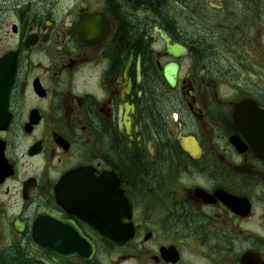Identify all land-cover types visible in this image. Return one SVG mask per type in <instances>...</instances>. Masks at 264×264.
I'll use <instances>...</instances> for the list:
<instances>
[{
    "label": "flooded vegetation",
    "instance_id": "obj_1",
    "mask_svg": "<svg viewBox=\"0 0 264 264\" xmlns=\"http://www.w3.org/2000/svg\"><path fill=\"white\" fill-rule=\"evenodd\" d=\"M6 57L0 264H264V133L235 110L264 109V0H0Z\"/></svg>",
    "mask_w": 264,
    "mask_h": 264
},
{
    "label": "water",
    "instance_id": "obj_2",
    "mask_svg": "<svg viewBox=\"0 0 264 264\" xmlns=\"http://www.w3.org/2000/svg\"><path fill=\"white\" fill-rule=\"evenodd\" d=\"M7 73V65L5 59L0 61V76L5 77ZM7 78V77H6ZM169 83H172V77L166 76ZM7 82L0 79L1 86H5ZM235 110L245 112L243 120L246 123V130L264 133V110L258 109L257 106L251 105L248 102H241L236 105ZM244 121L241 122L239 127L244 128ZM258 138V146L264 149V135H254ZM118 223H126V219L119 216L115 219ZM109 226L106 224L101 225L99 228L103 232L101 236L107 241L119 245L127 242L131 238L129 234H110L107 231ZM33 240L41 246H46L50 252L60 256H86V244L90 245L80 232L75 229L71 221H58L51 218H43L36 220L32 228ZM82 248V249H80ZM93 253V249L89 250V254Z\"/></svg>",
    "mask_w": 264,
    "mask_h": 264
},
{
    "label": "rangeland",
    "instance_id": "obj_3",
    "mask_svg": "<svg viewBox=\"0 0 264 264\" xmlns=\"http://www.w3.org/2000/svg\"><path fill=\"white\" fill-rule=\"evenodd\" d=\"M6 42H7V40H6ZM4 45H5L6 47H4V46H3V49H6V48H7V43H6V44H4Z\"/></svg>",
    "mask_w": 264,
    "mask_h": 264
}]
</instances>
